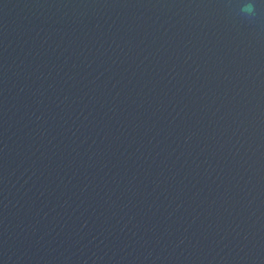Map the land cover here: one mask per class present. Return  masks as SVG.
Here are the masks:
<instances>
[{
	"label": "water",
	"instance_id": "obj_1",
	"mask_svg": "<svg viewBox=\"0 0 264 264\" xmlns=\"http://www.w3.org/2000/svg\"><path fill=\"white\" fill-rule=\"evenodd\" d=\"M0 0V264H264V3Z\"/></svg>",
	"mask_w": 264,
	"mask_h": 264
},
{
	"label": "clouds",
	"instance_id": "obj_2",
	"mask_svg": "<svg viewBox=\"0 0 264 264\" xmlns=\"http://www.w3.org/2000/svg\"><path fill=\"white\" fill-rule=\"evenodd\" d=\"M264 3V0H242L240 14L246 18H252L257 12V3Z\"/></svg>",
	"mask_w": 264,
	"mask_h": 264
}]
</instances>
